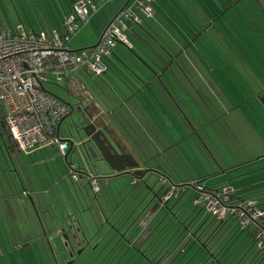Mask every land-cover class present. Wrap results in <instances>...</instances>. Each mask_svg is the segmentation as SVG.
Returning a JSON list of instances; mask_svg holds the SVG:
<instances>
[{"label":"rangeland","instance_id":"obj_1","mask_svg":"<svg viewBox=\"0 0 264 264\" xmlns=\"http://www.w3.org/2000/svg\"><path fill=\"white\" fill-rule=\"evenodd\" d=\"M73 1L74 0H72V2ZM94 1L97 3V10L95 13L99 12V10H107L108 8L110 12H115L118 10L120 4V1L118 0ZM175 1L181 9L180 12L184 13L186 19L188 18L187 20L193 19L196 21L199 19L204 22L203 18L204 20L207 18V16L204 15V10L205 12L207 11V6L203 0ZM161 4L166 5L167 8L164 9L163 6L161 7ZM247 4L249 3L247 2ZM0 5H4L8 8L15 24L19 23V20L13 11L14 6L21 11L23 24L27 30L30 29V26L37 27L34 11L28 0H14V3H12L11 0H0ZM154 6V18H146L143 15L141 17L145 21L149 22L151 25L148 26L150 29L149 31L159 40V42L152 38L149 33L142 30L137 24H132V27L124 33L135 52L145 57L143 55L144 48H146V50L151 48L152 51H150V53L159 58L157 56L158 51H162L163 53L165 52L166 56L169 54L165 49L161 48V44L166 46L168 49L173 50L172 46H169V44L163 41L161 37L168 36L167 33H169V31L171 32V28L169 29V27L174 28L171 25L173 23L171 17H176L177 13L173 11L171 6L169 7L167 5V0H154ZM63 9L65 13H70L67 6H64ZM158 10H161L169 19L171 18L170 21L172 23L170 22L169 24H165L166 22L163 21L165 18L161 20L162 14ZM37 12L40 16L39 18L42 20L43 16H41L40 10ZM62 15L63 11L59 8L58 12L55 13V16L53 14L57 20H60ZM90 17L91 16H89V18ZM89 18L85 21V23H83L82 20L77 19L81 28L75 33V36L73 35L70 37L68 42L64 41V44H67L70 49L84 48L86 43L88 45L90 43L95 44L97 42V34L94 33V29L89 27L87 24ZM178 19L183 27V21L179 16ZM155 20L156 22H154ZM245 29L250 30V32H245V37H240V42L248 51L250 48H253V57L255 61L258 62L256 63L253 60L251 61L253 65H258V69L255 70V82L253 83L250 78H247L250 83L249 85H251L253 89H249L245 84L240 85L237 82V78L235 81L237 83L235 84L231 81V78H229L231 75L230 73L227 75L228 77L226 79L233 87L229 88L227 84L223 87L224 85L222 84V89L220 87V82L224 80L223 77H220L219 84L215 82L209 83L207 82L210 80L207 76L209 74L205 72L203 66L199 65V68L195 67L192 71H186L187 79L185 78V75H180L178 72V78L172 71H168V73L166 72V74L171 78L172 84L174 80L177 86L174 90L170 83L164 79L165 77H163L164 84L158 80L157 76L155 82L153 80V78H155L154 74L145 68L143 70L142 68L138 70L141 77H134L132 74H126L125 72L121 74L120 71H117V65L120 66V63L117 62L115 56L111 59H103L107 64L108 69L107 73H105L103 77H108L110 81L122 91V93L129 91L128 86H126L124 81H122V78H126L128 81L127 83H129L128 85L131 88V94L136 93L139 94L140 97L143 95L145 96L146 100H142L144 103L139 101L140 103L138 104L139 110L141 111L140 114L144 115L142 117H146L147 119L145 127L148 129L144 130L141 127L142 131H139L141 136L139 139L142 146L141 148H146L148 150L146 151L147 155H145V158H148V152H151L152 148L154 149L153 145H160V139L158 137L161 136L164 139L160 133L165 134L168 138L170 137L171 142L179 139V146H177V148H173L171 151L165 150L163 154H158L157 152L153 153L154 156L149 159L151 164L155 165V167L157 164H160V166L164 167L170 175L174 174L173 171H177L178 174L176 177L178 180L179 178L189 179L202 177L204 178L203 182L206 184L224 180L233 184L248 182L249 185L251 183L257 186L256 189L261 191L256 193L254 197L259 199L262 203L261 207L264 208V159L258 160V156L264 154V126L259 124L252 117L253 115L257 118V114L251 113L250 116H248L249 114H244L243 111L250 113V104L244 103L242 106L238 107L239 110H237V108L234 110H228L229 106L224 98L226 93L232 100H234V97L238 94L242 100H245V98L249 99L250 95L256 90H259V88L264 89V57L261 56V54H258L259 50L264 53V26L261 28L263 32L259 34H255L250 28L245 27ZM142 32L146 33L149 37L147 43L141 40L138 36V34H141ZM210 34L211 33H205L204 37H201V39L196 42L197 45H195V47L207 56V61L210 62V67H212L213 62H216L212 58L218 60L221 72H223L224 69L226 75L228 70L225 64L219 60L218 48L212 44L210 40L211 37L209 36ZM242 38L245 41H243ZM117 45V48L120 47L123 52L119 54L116 48L114 50L122 59H126V56L130 53L128 49L129 46L122 45L120 43ZM187 49V55L190 51L189 55H191L192 49L190 47H187ZM183 56L184 54L181 55L182 60ZM138 59L145 66H147L142 59ZM138 59H135V66L137 65L136 63ZM140 61L139 63L143 65ZM120 68L123 71V67L120 66ZM132 68L134 70L138 69L133 66ZM140 71H143V73ZM80 72H78V75L89 89L91 94L90 98L92 100L94 98L95 102L98 104L102 103V100H100L101 97L99 87L104 84V78L96 75L92 71H87L85 67ZM142 80L148 81L150 86H145L142 89V92H139V89L142 86ZM202 81L209 87L207 90L208 96H204L207 103L210 105L208 107H205L204 102L197 99L198 93L193 87L195 84L197 88L203 90L204 87ZM158 86L160 88H158ZM46 88L49 92L57 95L73 107V110L63 120L59 129V137L61 139L71 141L72 137H74L72 136L74 133V126L80 127L79 121L83 119V109H80V100L69 94L65 87L54 84H46ZM134 89L136 91H134ZM152 92L157 98L153 96ZM171 92L175 95L174 98L176 99L170 95ZM111 96L110 99L115 102V96ZM90 98L88 100H90ZM196 99L198 104L197 108L195 107L196 104H193ZM175 100H177L178 104ZM134 101L136 102L138 99L134 98ZM106 102L108 103L107 99ZM124 102V105L122 104L119 106L122 109L126 108L125 105L127 104V101L124 100ZM262 102L264 103V100ZM236 103H238V101ZM82 105L86 106L87 101H82ZM143 109L145 111H143ZM252 111H254V109H252ZM258 116H260L259 118L262 119V122H264V114L259 111ZM212 118H215V120ZM190 121L193 123L204 141L201 137L198 138V134L195 132L194 135L198 140V144L193 141L192 137L188 136L189 128H192ZM130 124L134 125L133 122ZM136 124L139 123L136 122L135 125ZM152 126L158 127L159 129L157 130L154 128V130L150 131L149 127ZM81 132L82 135H84L83 131ZM155 133L157 136L153 135ZM202 142L206 143L204 144L211 150L214 158L210 155L207 147L205 146V148ZM48 146L51 145L48 144ZM55 147L54 153L49 152L48 155H39L38 160L34 156H32V158L30 156H26L27 154L22 152L19 155H12L11 161L8 159L9 163L11 162L12 175H9L8 170L3 171L1 169L5 166V164H0V264H64L66 259L64 258V252L62 254L60 253L61 250L65 248L64 241L63 243L56 241L55 236L50 234L51 242L49 243V241H47L45 244V242L42 241V238L46 229H43L41 222L45 221L51 225L47 231H57L54 227L58 219L55 214L57 212L61 218L63 217V210L71 204L67 198L71 201L74 199L73 201H75L78 205V208L76 209L77 211L73 216L76 215V217L80 218L83 222L82 223L80 221L82 223L81 226L83 230L91 233L93 231L96 233V225L100 222L106 221V215L110 214L111 209H113L116 203H119L120 207L117 215L122 217L128 216L125 222L121 223L122 221H120L121 225H117L119 226V230H126V224L130 221L140 227L142 224L140 223L139 225V221L141 219L146 221L148 216L152 214V216H154L151 220L155 217L153 222L157 221L158 226L161 224L160 232H157L158 234L156 235V238L164 229L162 228V224L170 223L173 227L177 224H179V227L180 225L182 226V222H184V225L188 226L193 222L197 224L196 220L197 215L199 214L202 215L199 217L202 219L201 226L204 224V221L206 224H209L212 220L210 213L207 214L206 211H200L195 208V204L193 203L195 193L192 190L183 192L177 200H170L169 204L174 209L173 214H167V212L165 213L161 209L158 210L156 208L158 199L155 197L156 195L154 194V191H157L161 187H166V185L162 184L160 175L155 170L153 172H148V176L145 181L139 179L136 183H132L129 179L130 177H127L126 180H123L124 177H117L114 180H112V177L107 178V181L108 179L111 181L110 185L106 182V180L102 179L101 181H105L104 185L101 184L102 190L99 192V195L104 196H102V199L94 197L90 185L87 179H85L82 184L83 187L80 188L83 190L85 195H87V201L85 202L81 199L82 196H78L77 194H81L79 187H77L69 177L68 173L71 171L70 164L75 166V169L80 168L82 170H94L101 177H106L104 173L107 170L102 169L100 165L96 168L95 165H97V162L93 164L94 167L85 164L82 161L81 154L76 147L68 154L67 161L64 159V156L60 152L59 148L57 146ZM203 152L206 153V155L214 163V168L206 160ZM7 156L9 157L8 152ZM0 162L4 163L3 156L1 154ZM215 170L219 171L217 176L207 178L208 174ZM53 176L54 179L52 178ZM54 180H56L55 186H53ZM48 181L49 183H47ZM169 184L170 183L168 182L167 185L169 186ZM40 186L46 187L48 190L38 197L37 194L33 193V199H25L24 196H22V188H27L30 192H35L36 189L39 190V188H41ZM174 193L172 194L174 195ZM38 198L39 201L37 200ZM46 207H49V212H47ZM87 207L90 209H87ZM32 213L35 216H33ZM49 214H52V217L55 218L56 222L54 219L50 218ZM43 215L44 217H42ZM140 215L142 218L138 220ZM161 218L163 222H160ZM26 224L28 228L30 225H34L33 229H27L25 227ZM75 224L77 225V222ZM146 225L147 224H145L144 227ZM134 226L132 228H135ZM215 226L216 223L214 222L211 224L210 228L213 229ZM105 228L107 227L101 229ZM115 228L112 229L115 230ZM140 230L142 231V229ZM110 231H112L111 227ZM147 231L148 229L138 238H132V242L136 244V240L138 239L137 241L139 243V241L145 237ZM195 232H197V229ZM137 233L140 232L138 231ZM168 233L169 231H167V234ZM217 234L216 243L219 244L217 245L218 249H214V253H216L217 257L223 253L222 257L220 256L219 258L220 264H249L252 263L255 258L256 261H258V264H264V255L258 252L255 245L252 244L250 237L246 235V232L239 230L238 221L234 217L227 219L225 224L220 228L215 236ZM122 236L123 235L118 233L113 240H109L110 238L108 239V235H106L104 238L105 240L100 241L98 248L94 249L95 251L86 249L77 255L76 258L68 260L66 264H125L126 262V264H132L136 261L135 253L132 254V260H127V257L129 256V253L134 251V248H132L133 244L129 245L128 241L122 239ZM119 238L121 239L120 241ZM151 239H153V237H151ZM119 242L124 243L125 246L131 247L124 250H118L116 245H118ZM146 242L148 241L145 240L144 243ZM26 243L28 244V247L26 246ZM138 243L137 245H139ZM144 243L141 244L140 247H143ZM197 244L198 243L194 245L193 243L191 244V249L188 251V258L191 257L193 250H195L198 246ZM122 247L124 246L122 245ZM155 247H152V251L147 252H151L150 256L156 255V251L154 250ZM121 253H125L121 260H115L118 259L117 255ZM161 253L162 252H158L156 256ZM106 254L107 256H105ZM242 255L243 257L241 258ZM167 256L168 254L163 253L158 259L153 257V260L156 259V262L158 263L159 261L164 262L169 258ZM203 256L204 252L201 254V258H198L197 261H204ZM119 261H121V263H119ZM206 262L207 260L205 263ZM140 263L144 264V261Z\"/></svg>","mask_w":264,"mask_h":264},{"label":"trees","instance_id":"obj_2","mask_svg":"<svg viewBox=\"0 0 264 264\" xmlns=\"http://www.w3.org/2000/svg\"><path fill=\"white\" fill-rule=\"evenodd\" d=\"M28 1L31 3V7L34 11L35 19L37 21V27L30 26V29L27 30L23 24V20L21 17L22 16L21 11L17 7L14 6L13 11L17 15L18 20H19V23L15 24V22L12 20V16L10 15L8 8L4 5H0V30L11 31L12 33H19L20 31H19L18 27L27 33H30V32L38 33L41 31H44L46 33H50L54 30H57L62 35L65 33V22H66L67 17H69L70 15H73L75 13L73 6L77 0H74L73 2H72V0H28ZM203 1L207 6L206 12L203 9L204 15L207 16V18L205 20L203 18L204 22H202L199 19L196 21L193 19L187 20L188 18L186 19L184 13L180 12L181 9H180L179 5L177 4V2L175 0H167V5L169 7L170 6L172 7L173 11L177 13V15L181 18V20L184 23V25L182 27V25L179 22L177 15H176V17H174V16L171 17L173 23L171 21L170 22L172 23L171 25L175 28V30L172 27H169V29L171 28L172 33L171 32L170 33L173 35V38L177 40V42H173V43H177L176 44L177 47L174 44H170L173 48V50H170V49H167L165 46L161 45V48L165 49L169 54H167L166 59L161 57V56H158L159 58H156V56H155V58L159 62H154L151 59H149L148 55H147V58L146 57L144 58L142 55L135 52V50L131 47V44H130V45H128L129 46L128 49H129L130 53H128V55L126 56V59L119 58V63H120V66L123 67V71L120 68V66H118V65H117V71H120L121 74H123V72H125L126 74H130V75L134 74L137 77H141L139 73L138 74L134 73L137 71H135L136 69L134 70L132 68V66L135 68H138V70H140L141 68L143 70L145 68L146 70H148L154 74L155 78H153V80L155 82H156V76L158 77V80L161 81L163 84H164L163 80L166 79V81H168L170 83L171 87L175 90L177 86H176L174 80H173V84H172L171 78L166 74V72L168 73V71H172L173 74L177 78H178V75H177V72H178L180 75L181 74L185 75V78L187 79V75H186L187 73L185 70H183L181 64L183 65L185 62L186 63L189 62L188 68L186 67L188 71L189 70L192 71V69H194L196 67V65L198 68H199V65L204 67L205 72L207 74H209V75H207L208 78L210 79L207 81L209 83L215 82V83L219 84L220 77H223L224 80H222V82H220V87L222 89H223V87L226 86V84L229 88L233 87L231 84H229V81L226 79L228 77L227 75L229 73L231 74L229 76V78H231V81H233L235 84L238 82L240 85L245 84L249 89H251V88L253 89V87L251 85H249L250 83L248 82L247 78H250L251 82H253V83L255 82L254 81L256 78V74H255L256 71L255 70L258 69V65H253L251 63L252 60L255 61V59L253 57V54H254L253 48H250L249 51L246 50L243 47L242 43L240 42V40H241L240 37H243L245 32H247V31L250 32V30L245 29V27L252 29L255 34H257V33L259 34V33L263 32L261 28H263V26H264V0H203ZM11 2L14 3V0H11ZM247 2L249 4H247ZM149 5L152 7V10H153L152 15L146 17L145 15H143L138 10L139 17L141 18L140 21L134 22L133 20H130L127 23V27L125 28L124 32L126 30H128L130 27H132V24H137L138 26H140L141 29H145L146 32L149 33L152 38H154L156 41L159 42V40L148 29L145 28L146 25H148V26H151V25H149L147 23V21H145L141 17L143 15L146 18H154V13H155L154 0L149 1ZM64 6H67V9L70 11V13H65V11L63 9ZM162 6H163V4H161V7ZM58 8L63 11V15H62V18L60 20H57L54 17L55 13L58 12ZM164 9H165V7H164ZM38 10H40L41 16H43L42 20L39 18L40 16L37 12ZM92 13H94V12H92ZM211 13H212L213 17L211 15ZM53 14H54V16H53ZM82 21H83V23H85L86 20L85 21L82 20ZM165 22H166L165 24L170 23L167 18H165ZM78 27H79V29L81 28V26H79V23H78ZM242 30H243V32H242ZM205 33L206 34L211 33L209 35L211 37L210 40H211L212 44L218 48L219 60L225 64V66L228 70L226 75H225L224 69H223V72H221L220 65H219L220 63L218 60H216L215 58H212L216 62L215 63L213 62L212 67H210L209 66L210 62L207 61L208 60L207 56H205L202 51L197 50L195 47V45H197L196 42L199 39H201V37L203 38ZM185 35H186V38H185ZM182 40H183V43H182ZM242 40H243V38H242ZM243 41H245V40H243ZM144 42L147 43V41H144ZM118 43L119 42H117L115 44V46H117ZM180 43H181V45H180ZM187 43L189 46L187 45ZM121 44H123V43H121ZM123 45H127V44H123ZM185 46L190 47L192 49L191 55H189V53L191 51L188 52V55L185 54V50H188L187 47H185ZM113 48L111 49V52L108 56H110L111 54L115 55ZM83 49H85V48H83ZM248 49H249V47H248ZM77 50H81V49H77ZM181 50H183V53H181ZM150 51H152L151 48L146 50L147 53ZM158 53H160V52H158ZM182 54H184L183 60L181 59ZM258 54H261V56L264 57V53H262L261 50L258 51ZM108 56L104 57L103 59L107 60ZM116 56L120 57V55H118V54H116ZM189 56H190V58H189ZM138 58L142 59V61L147 66H145ZM129 59L133 60L134 64H133V61L130 62V64H129L128 63ZM135 59H138L137 60L138 65L137 66H135ZM205 59H206V61H205ZM139 61L143 65H141L139 63ZM103 62H104V60H103ZM256 63H258V62H256ZM104 64H105L106 70H107V64L105 62H104ZM148 66H149V68H148ZM106 70H105L104 74L106 73ZM104 74L101 75L100 77L103 78ZM188 76H190V75H188ZM163 77H165V78L163 79ZM236 78H237V82H235ZM122 79H123L122 81H124L125 85L129 84V83H127L128 81L126 78H122ZM188 81L190 82L189 79H188ZM146 83H148V85ZM146 83H145L146 86L149 87L150 83L148 81ZM202 83H203V87H204L203 88L204 92L200 88H197L195 86V84L193 85V87H194V89L197 90V93H198L197 99L204 102L205 107H208L210 105L207 103L204 96L205 97L208 96L207 90L209 87L203 81H202ZM256 83H257V81H256ZM222 84L224 85L223 87H222ZM143 86L144 85L141 86L140 90L143 89ZM224 91H225V89H224ZM234 93H236V92H234ZM226 95L227 94L225 93L224 98H225L227 105L229 106L228 110H234L235 108H237V110H239L238 107L242 106L244 103L250 104V113L247 111H243L244 114L245 115L249 114L248 116H250L251 113L257 114V118H255L253 115H252V117L259 124L264 126V122H262V119H260L259 118L260 116H258L259 111L262 114H264V103L262 102L264 100V98H263L264 97V89L263 88H259V90H256L255 92H253L250 95L249 99L245 98V100H242V98H240L238 94H236V97L233 96L234 100H232L230 96H228V95L226 96ZM171 96L173 98L175 97V95H173L172 92H171ZM89 98H90V96L88 94V97L86 99H83V100L88 101ZM179 98H180V93H179ZM174 99H176V98H174ZM197 99L194 100L195 103H193L194 105L196 104L195 105L196 108L198 107ZM80 101L82 102V100H80ZM175 101L178 104L177 100H175ZM237 101H238V103H236ZM72 108L73 107L71 106V109ZM252 109H254V111H252ZM215 118H212V119L215 120ZM190 123L192 125V128L191 129L189 128L188 136L192 137L193 141L196 144H198V140H197L196 136L194 135V132L198 134L197 135L198 138L201 136L199 135V133H198L197 129L195 128V126L193 125V123L191 121H190ZM0 139H1V141L5 147L6 151L9 154L15 155V154L21 153L18 150V148L16 147V144H15V142H14V140H13V138L9 132V129H8V127L4 121V109L2 108L1 105H0ZM201 139L204 141V139L202 137H201ZM178 144H179V139L178 140L176 139L172 142L170 141V143L165 146V150L171 151L173 148H177V146H179ZM205 144H204V147L205 146L207 147V145H205ZM68 147H69V144H68ZM207 149H208L210 155L213 157L211 150L208 147H207ZM163 153H161V154H163ZM152 155L154 156V154H152ZM204 155L206 157V160L214 168L215 166H214V163L211 161V159L206 155V153H204ZM65 157H66V155H64V159H65ZM262 159H264V154H261L258 156V160H262ZM70 168H71V171L68 174H69V177L72 181L79 182L82 180V178L84 176V178H87V181L90 185V188L94 194V197L97 199H100L99 197H102V195H99V192L102 190L101 182L99 180H98V190L97 191L93 190L91 187L90 178L92 176L95 177V175H94L95 171L94 170H93L94 172L92 171L91 173L85 172L84 169L82 171H80L81 169L75 170V168H73V166L71 164H70ZM154 170L160 175L161 179L162 178L166 179V183L163 185H166V187H167L168 186L167 183L168 182L170 183L167 188L161 187L157 191H154V194L156 195L155 197L158 199V204H157L156 208L158 210L161 209L165 213L167 212V214L168 213L173 214V212H174V209L169 204L170 200H174V199L177 200L180 197V195L187 190H192L195 193V195H194L195 197L193 199V203L195 204V208L199 209L200 211H202V210L206 211L207 208H206L205 204L195 202L196 198L201 193L214 195L218 192H221L223 189H225V187H229L231 189V191L228 194V201H227V204L229 206L238 207V205L241 202L253 200L256 202L257 206H259L262 210H264V208L261 207L262 203L259 201V199L254 197L256 193L261 192V191L256 189L257 186L253 185L251 183L249 185H248V182L247 183H241V184H233V183H230V182L224 180V181L206 184L205 182H203L204 178H202V177H200V178L199 177L198 178L197 177L196 178H189V179L179 178V180H178V178L176 177L178 174L177 171H173L174 174L170 175L164 167L160 166V164H157V166L155 168H153L152 172ZM73 172H75L76 174H78L80 176V179L78 181H75L71 178V174ZM218 173H219V171L215 170V171L209 173L207 178L217 176ZM134 176H135V178H134L133 182L137 181L136 179L140 178L137 175H134ZM103 178H105V177H103ZM141 180L145 181L144 178H142ZM171 186L177 187L178 192H177V194L170 196L166 200V199H164V194H165L166 190L168 188H170ZM160 197L162 198V201H161ZM73 206H75L76 209L78 208V205L76 204L75 201L73 202ZM87 208H89V207H87ZM36 209H37V207H36ZM76 209H75V212L77 211ZM119 210H120L119 203H116L110 212V214L112 213L111 214L112 216L110 214H107L105 217L106 221L100 222L99 224L96 225V233H94L95 231H93L92 233L89 231L88 232L84 231L82 226H81L83 222L80 218L76 217V215L72 218L71 217L70 218L65 217V218H63L64 222L61 223V225H60L61 227L57 231H55L53 233H48L44 229L45 231L43 234L42 241H44L45 244L47 243V241H49V243H50L51 242L50 234H51V235L55 236L56 241H59L62 243H63V241H64V243L69 242L68 241L69 239L67 240L68 234H66V233L70 232V229H71L75 236H78V234H79L81 240H82V238H86V239L88 238V241H87L88 244L81 243V244H83L82 245L83 249L81 252H83L86 249H89V250L97 249L99 244H100V241L105 240L104 238L106 235H108V239L110 238L109 240H113L119 233V234L123 235L122 239L123 240L125 239L126 241H128L129 245L133 244L132 248H134L133 249L134 251H132V253H129V256L127 257V260H132V254L135 253L136 261L132 264H142L140 262H143V261H144V264H220L219 258H220V256L222 257L223 253L220 254L218 257L216 256V253H214V249L215 248L218 249L217 245L219 244V243H216L218 234L216 236H215V234L225 224L227 219H229L230 217H234L238 221L239 230L246 232V235H248L250 237V239L252 240V244L255 245L258 252H260L262 255H264V246H259L257 243V240L255 239L256 230H258V228H260L264 225V215L258 219H255L253 222L243 226L241 224L242 221L234 213H227L226 217L216 219L214 217V215L207 210L206 211L207 214L210 213V215L212 217L211 218L212 220L210 221L209 224H206V222L204 221V224L201 226L202 219L199 218L201 216V214H199V215H197V220H196L197 224L193 222L194 224L191 223L188 226V225H184V222H182V226L180 225V227H179V224H177L175 227H173L170 223L162 224V226H163L162 228H164V229L162 230L160 235L156 238V235L160 232L161 224H159V226H158L157 221L153 222L155 217L153 220H151L154 215L150 219H147L146 221L141 219L142 216L140 215L138 220L141 219L139 221V225H140V223L142 224V225H140L141 228L138 227V225L132 223V221H130L129 223L126 224V227H127L126 230L123 231V229L119 230V226L121 225V223L126 221L128 216L122 217V216L117 215ZM120 221H122V222L120 223ZM76 222H77V225L75 224ZM160 222H163L162 218L160 219ZM214 222L216 223V226L213 229H211L210 226ZM71 223H72V225H71ZM133 224L136 226H134ZM145 224H147V225L144 227ZM169 224H170V226H169ZM117 225H119V226H117ZM191 225H192V228H191ZM133 226L135 228H132ZM104 227H107V228L101 229ZM110 227H111L112 231H110ZM112 228H115V230ZM140 229H142V231ZM147 229H148V231H147V234L145 235V237L142 240H140L139 243L137 241L138 239L136 240V242L139 245H137V243L135 244L132 242V238L140 237L141 234L146 232ZM196 229H197V232H195ZM198 230H199V232H198ZM77 231H78V233H77ZM138 231L140 233H137ZM167 231H169L168 234H167ZM62 233H65L66 236H64ZM130 236H131V238H130ZM72 237H74V236H72ZM151 237H153V239H151ZM120 240L121 239L119 238V241ZM145 240L148 242L144 243ZM71 241H74V239H71L70 242ZM143 243H144L143 247H140V245ZM192 243H193V245L198 243L197 244L198 246L196 247L195 250H193L191 257L188 258V256H189L188 251L191 249ZM122 245L124 247H122ZM26 246L28 247L27 243H26ZM130 247L125 246L124 243H122V242H119L118 245H116V248L118 250H121V249L124 250V249L130 248ZM152 247H155L154 250L156 251L155 252L156 255L158 252H162V253L158 256L155 255L156 257L150 256L151 252H149V253H147V252L152 251L153 250ZM64 250H65V248L62 249L60 253L62 254ZM203 252H204V256H203L204 261L198 262L197 260H198V258H201V254H203ZM163 253L168 254L167 257H169V258L164 262H161V261H159V263L156 262V259L160 258ZM124 254L125 253L118 254L117 255L118 259H115V260H119V259L121 260V258ZM126 254H128V253H126ZM243 255L241 256V258L243 257ZM105 256H107V254ZM153 257L156 259L153 260ZM206 260H207V262L205 263ZM119 263H121V261H119ZM249 264H258V261H256V258H255L254 261L252 263H249Z\"/></svg>","mask_w":264,"mask_h":264},{"label":"built area","instance_id":"obj_3","mask_svg":"<svg viewBox=\"0 0 264 264\" xmlns=\"http://www.w3.org/2000/svg\"><path fill=\"white\" fill-rule=\"evenodd\" d=\"M149 1L128 0L108 23L100 42L81 50L70 49L64 41L68 42L79 30L77 19L85 21L97 10V3L93 0L75 2V13L67 17L62 35L57 30L50 33H27L19 27V33L0 30V105L4 109V121L20 152L26 154L40 145L50 144L56 145L62 155H66L69 143L59 137L57 125L69 114L71 106L49 92L46 84L65 87L74 97L86 99L89 93L78 72L85 67L98 76L103 75L106 70L103 58L110 54L115 44L130 45L124 33L127 23L130 20L140 21L138 10L146 17L152 15ZM71 178L78 181L80 176L73 172ZM161 182L165 184L166 179L162 178ZM90 183L97 191L98 179L92 176ZM230 191L229 187H225L214 195L201 193L195 202L204 203L216 219L234 213L243 226L264 215V210L253 200L241 202L238 207L229 206ZM177 192L178 188L171 186L166 190L164 199ZM255 239L259 246H264V225L256 230Z\"/></svg>","mask_w":264,"mask_h":264},{"label":"crops","instance_id":"obj_4","mask_svg":"<svg viewBox=\"0 0 264 264\" xmlns=\"http://www.w3.org/2000/svg\"><path fill=\"white\" fill-rule=\"evenodd\" d=\"M118 1H120V4H119V8H118L117 11L110 12V10L108 8L107 10H104V11L103 10L102 11L99 10V12H97V13H95L96 11H94V14L92 13L90 15L91 16L90 18L88 16L89 21H88L87 24H88L89 27H92V29H94V33L97 34L98 39L100 38V36L102 35L103 31L107 27L108 23L120 11V8L123 6V3L125 2V0H118ZM163 7L167 8L166 5H163ZM156 9H157V7H156ZM158 11L161 12V10H158ZM161 13L163 14L162 15L163 17L161 16V20H163L167 16H165V14L163 12H161ZM167 19L170 22L171 19H169L168 17H167ZM163 21H165V19ZM154 22H156V20ZM147 23L149 24L148 21H147ZM145 28L150 30L148 25H146ZM142 30H144L146 32L145 29H142ZM166 33H167V31H166ZM75 35L76 34H74V36ZM167 35H168L167 37H161V39L163 41L167 42V44H169V45L170 44H174L177 47V45H176L177 43H173V42H177V40L173 38V35L170 33V31H169V33H167ZM138 36H139V38L141 40L148 41L147 39L149 37H148V35L146 33L142 32L141 34H138ZM185 38H186V35H185ZM98 39H97V41H98ZM93 44L90 43V44L87 45V43H86L85 44L86 46L84 48H87L89 46L91 47ZM180 45H181V43H180ZM117 47H118V45L113 48V51H114L115 55L111 54L110 56H108L107 59H109V58L111 59L113 57V55H114L116 60H117V62H119V58H121V57H117L116 56L117 53H116V51L114 49L116 48L118 50L119 54L121 52H123V50L120 47L119 48H117ZM79 49H83V48H79ZM72 50H77V49L75 48V49H72ZM158 52H160V53H158L157 56H161V57H163L165 59L167 58L165 52L164 53L162 51H158ZM185 52H186L185 54H187V50H185ZM181 53H183V50H181ZM143 55L146 58H147V55H148L149 59H151L152 61L159 62L156 59L157 57L155 58V56L153 54H151L150 52H148V53L146 52V48H144V50H143ZM189 58H190V56H189ZM132 61L133 60L129 59L128 63L130 64V62H132ZM188 63L185 62L183 65L181 64L183 70L187 71V68L189 66ZM133 64H134V61H133ZM136 64L138 65V62ZM196 67H197V65H196ZM107 70H106V73H107ZM135 71H137V72H134V73L138 74V69L135 70ZM140 72L143 73V71H140ZM133 76L137 77L134 74H133ZM146 82L147 81H144V80L141 81L142 85H144L143 88L146 86V84L148 85V83H146ZM82 84L85 86L86 90L88 91L89 96H91L90 91L87 88L85 82L82 81ZM126 86H128L129 91H127L125 93H122V91L119 88H117L114 85V83H112L110 81V79L108 77L105 76L104 84L101 87H99L100 97H101L100 100H102V103L98 104L97 102H95L94 98H93V100L90 98V100L87 101V104L90 107H94L96 110L98 108L97 112H98V114L100 115V117L103 119V121L105 123L106 131L109 132V133H106V135H108L107 137L109 139V142H110V144L112 146H114L116 152L121 155V157H118L117 159H115L113 161V165H110L109 163L97 161V165H95L96 168H98V166L100 165V167L102 169L107 170V171H105L104 174L106 175L107 178L112 177V180L116 179L117 177H121V178L124 177L123 180H126L127 177H130L129 178L130 181L132 183H136L139 179H142V178L146 179V177L148 176V172H152L153 168H155V165H153V164H151L149 162L150 157L153 156L152 154L156 153V152L157 153L165 152L166 143L169 144L171 140H170V137L168 138L165 134L160 133L164 137V139L161 136H159L158 138L160 139L159 140L160 145L159 144H158V146L156 144L153 145L154 149L152 148L151 152H148L149 153V157L145 158L146 157L145 155H147L146 151H148V150L146 148H143V149L141 148L142 146H141L140 140H139L141 136H140L139 131H142L141 127L144 130L148 129V128L145 127L147 119H146V117L145 118L142 117L144 115L140 114L141 111L139 110L138 104L140 102H143L142 101L143 99L146 100V98H145L144 95L142 97H140L139 94H136V93H132L131 94L130 86L129 85H126ZM149 86H150V84H149ZM158 88H160V87L158 86ZM134 91H136V90L134 89ZM139 92H142V90L139 89ZM152 94H153L154 97H156L153 92H152ZM111 95L115 96V99H116L115 102H114V100L110 99ZM170 95H171V93H170ZM134 98H137L138 101L135 102ZM106 99L108 100V103L106 102ZM124 100L127 101V104L125 105L126 108H123L125 110H123L121 107H119L122 104L124 105V103H125ZM129 101H130V103H129ZM127 105H129V106H127ZM143 111H145V110L143 109ZM132 122H133L134 125L130 124ZM136 122L139 123V124L135 125ZM154 128L157 129V130L159 129L158 127H153L152 126V127H149V130L152 131V130H154ZM153 135L157 136L156 133L153 134ZM105 144H106L107 148H109L108 144L107 143H105ZM55 146L56 145L48 146V144L40 145L39 147L35 148L34 150L30 151L29 153H26L27 154L26 156H30L31 158H32V156H34L38 160L39 159V155L44 156V155H48L49 152L54 153L55 152V148H56ZM0 154L3 156V160H4V163L0 162V164H5V166H3L2 168H1V165H0V168L3 171L8 170L9 175H12L11 162L9 163V161H8V159H10V161H11L12 155L8 153L9 157L7 156V151H6L5 147H4L1 139H0ZM19 154H21V153H19ZM19 154H15V155H19ZM73 167L75 168V166H73ZM76 169L80 170V168H76ZM136 170L141 171V174H140V176H138L140 178L136 179L137 181L133 182L135 176H134L133 173H130V172H133V171H136ZM80 171H82V169ZM92 171L93 170H89V169L85 170V172H90V173ZM116 174H119V175L114 177L113 175H116ZM94 175H95V177H97V179L101 182L102 185L105 184L104 180H106L107 178L101 177L96 171H95ZM52 178L54 179V176ZM85 179H87V178H84V176H83L81 181H79V182H74L73 181V183H75L76 186L79 187V189H80V188L83 187L82 184L84 183ZM102 179H104V180L101 181ZM106 182L109 185L111 183L110 179H108V181L106 180ZM47 183H49V181ZM55 185H56V180H54V182H53V186H55ZM46 190H48L46 187H41V188H39V190L36 189L35 192H30V190H28L27 188H22V196H24L25 199H28V198L32 199L33 198L32 197L33 193L37 194V197H38V196L42 195V193H44ZM80 192H81V194L77 193L78 196L81 195L83 197V198L81 197V199L86 202L87 201V199H86L87 195H85V193L83 192L82 189H80ZM99 198L102 199V197H99ZM67 199L71 203L74 202L73 201L74 199H72V201L69 198H67ZM37 200L39 201V198ZM75 206H73V204L68 205L66 207V209L63 210V217L62 218L56 212L55 215H57V218H58L57 222L55 221V218L52 217V214H49L50 218L54 219V221L56 222L54 227L57 230L61 227L60 226L61 223L64 222L62 220L63 218H65V217H69V218L70 217L71 218L74 217L73 215L75 214V209H76ZM46 209H47V212H49V207L48 208L46 207ZM87 209H90V208H87ZM32 215H33V213H32ZM33 216H35V215H33ZM42 217H44V215ZM151 217H152V214L148 216V219H150ZM59 219L62 220V221H60ZM53 224H54V222H53ZM41 225H43L42 227H43V229H46V231L51 226V225H49L48 222H45V221L44 222L42 221ZM71 225H72V223H71ZM33 226L34 225H30L29 228L33 229ZM25 227L27 229H29L27 224L25 225ZM47 232L48 233H53V231H51V230L50 231L48 230Z\"/></svg>","mask_w":264,"mask_h":264},{"label":"water","instance_id":"obj_5","mask_svg":"<svg viewBox=\"0 0 264 264\" xmlns=\"http://www.w3.org/2000/svg\"><path fill=\"white\" fill-rule=\"evenodd\" d=\"M127 2H128V0L125 1L124 5L120 8V11L124 8V6L126 5ZM101 37H102V35L100 36L98 41L93 46L97 45L100 42ZM80 109L81 110L83 109V114H82L83 119L79 121L80 127L74 126V133L72 134V136H74V137H72L71 141L67 140L69 143V149L66 152L65 160H67L68 154L71 151H73L74 148L76 147L77 150L79 151V153L81 154L82 161L91 167H94L93 164L97 161H101V162H105V163H109L110 165H113V161L115 159H117L118 157H121V155L119 153H117L114 146H112L110 144L109 139L107 137L108 135H106V133H108L106 131V127L97 129V126L92 121V115H89L86 112V108H83L81 101H80ZM97 110H98V108H97ZM96 114L104 123L103 119L100 117L98 112ZM65 118H66V116L64 118H62L57 125V132L58 133H59L60 125ZM87 122H88V124H91L90 128H88L89 125H83V124H86ZM87 130H89V132ZM81 131H83L84 135H82ZM92 133H94V135H95V133H97V136L91 135ZM105 143L108 144L109 148H107ZM103 147H105V150H106L105 152L102 149ZM130 173H133L134 175L140 176L141 171L136 170V171H133ZM118 175L119 174H116L113 176L115 177ZM105 178H107V177H105Z\"/></svg>","mask_w":264,"mask_h":264},{"label":"flooded vegetation","instance_id":"obj_6","mask_svg":"<svg viewBox=\"0 0 264 264\" xmlns=\"http://www.w3.org/2000/svg\"><path fill=\"white\" fill-rule=\"evenodd\" d=\"M82 101H85V100H82ZM83 108H86V112L89 114V115H92V121L95 123V125L97 126V129H100V128H103L105 127V124L102 122V120L97 116V110L94 108V107H90L88 104L86 106H83ZM73 110V108L69 111V113ZM96 111V112H95ZM90 123V122H89ZM102 123V124H101ZM83 125H89L88 128L91 127V124H88V122L86 124H83ZM89 132V130H87ZM91 135H94V133H92ZM94 136H97V133H95ZM103 151L105 152V147L102 148ZM116 163V162H115ZM161 201H162V198L160 197ZM164 203V202H163ZM64 236H66V234H68V237H67V240L69 242H65V250L63 251L64 252V255L66 258L65 261H64V264H66V262L68 260H72L74 258L77 257V255H79L81 253V250L83 249V244H88L87 241H88V238H80V236H75L72 232V230L70 229V232L68 233H62ZM74 236V237H72ZM71 239H74V241H71ZM83 243V244H81ZM79 251V252H78ZM63 258V259H64Z\"/></svg>","mask_w":264,"mask_h":264}]
</instances>
